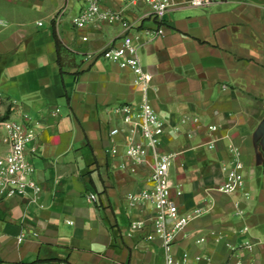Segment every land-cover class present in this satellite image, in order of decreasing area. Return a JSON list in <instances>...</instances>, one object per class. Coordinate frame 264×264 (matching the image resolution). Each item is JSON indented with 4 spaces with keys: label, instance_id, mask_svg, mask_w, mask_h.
<instances>
[{
    "label": "crops",
    "instance_id": "0c3cea01",
    "mask_svg": "<svg viewBox=\"0 0 264 264\" xmlns=\"http://www.w3.org/2000/svg\"><path fill=\"white\" fill-rule=\"evenodd\" d=\"M100 1L132 27L98 21L76 29L79 0H0V98L8 119L41 121L31 158L41 192L34 201L0 199V264H163L162 240L147 239L156 208L129 201L152 187L154 158L132 170L129 125L115 112L145 101L165 122L159 149L173 154L181 213L203 210L176 236L175 257L264 264V0L208 8L171 0L163 24L142 0ZM160 26L164 34L153 37ZM127 34L152 76L146 90L130 68L100 57ZM114 128L123 130L116 156ZM232 147L241 151L244 185L224 193Z\"/></svg>",
    "mask_w": 264,
    "mask_h": 264
},
{
    "label": "built area",
    "instance_id": "2783aa9c",
    "mask_svg": "<svg viewBox=\"0 0 264 264\" xmlns=\"http://www.w3.org/2000/svg\"><path fill=\"white\" fill-rule=\"evenodd\" d=\"M82 4L79 13L72 17V25L76 29H86L98 21L108 23L120 22L126 29L132 27L129 20L120 12L103 10L100 0H79ZM141 0H124L126 6H134ZM148 7V16L163 24L166 13L171 9V0H142ZM224 0H189V5L196 8H208ZM63 13H59L58 19ZM164 34V27L160 26L153 32V37ZM88 37H84L87 40ZM101 58L117 62L123 68H130L139 77V83L143 90L150 85L152 76L147 73L138 56V45L130 34L125 35L117 46L104 49ZM122 117L123 122L129 125L125 157L133 164L132 170L146 161L150 153L154 158L153 170L150 178L152 187L140 192L132 193L129 201L133 205L151 203L157 210L154 221V229L148 234L147 239L160 238L163 243V264H185L188 254H184L179 261L173 254L176 236L185 230L190 222L200 217L203 213L201 208L181 213L176 197L183 194L181 184H173L171 181V166L173 154L160 151L159 147L165 133V122L159 117L153 107L146 101L139 104H124L115 109ZM41 121L24 116L22 120L8 119L3 122L5 134L3 143L7 147L5 154L0 155V199L13 196H31L34 201L41 192V187L33 178L35 167L32 163V144L37 138V129ZM211 131L217 129L211 125ZM123 130L114 128L110 131L113 144L110 152L119 155V145L115 136ZM140 133L141 141L136 140ZM231 166L228 168L225 182L218 188L224 193H233L240 190L244 185L241 171L244 167L241 151L232 147ZM89 198L96 200L94 193ZM23 237L19 238L22 241Z\"/></svg>",
    "mask_w": 264,
    "mask_h": 264
},
{
    "label": "rangeland",
    "instance_id": "374dc122",
    "mask_svg": "<svg viewBox=\"0 0 264 264\" xmlns=\"http://www.w3.org/2000/svg\"><path fill=\"white\" fill-rule=\"evenodd\" d=\"M9 113V105L7 102L0 98V145H1V139L2 135L4 133L3 128V122H5L8 118Z\"/></svg>",
    "mask_w": 264,
    "mask_h": 264
}]
</instances>
